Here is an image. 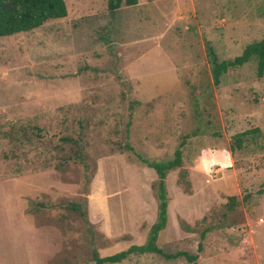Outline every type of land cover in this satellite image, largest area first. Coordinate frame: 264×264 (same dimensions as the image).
I'll return each mask as SVG.
<instances>
[{
	"label": "rangeland",
	"instance_id": "rangeland-1",
	"mask_svg": "<svg viewBox=\"0 0 264 264\" xmlns=\"http://www.w3.org/2000/svg\"><path fill=\"white\" fill-rule=\"evenodd\" d=\"M63 1L64 17L0 36V264H93L143 243L158 178L139 157L175 149L155 244L194 260L103 264H264V71L250 58L213 85L207 54L264 37V0Z\"/></svg>",
	"mask_w": 264,
	"mask_h": 264
},
{
	"label": "trees",
	"instance_id": "trees-1",
	"mask_svg": "<svg viewBox=\"0 0 264 264\" xmlns=\"http://www.w3.org/2000/svg\"><path fill=\"white\" fill-rule=\"evenodd\" d=\"M137 0H106V9L113 13L121 6L134 5ZM66 15V7L63 0H0V36L11 35L38 27L48 19L62 18ZM207 54L210 60V73L212 84L216 85L219 76L228 68L240 66L247 62L250 58L256 61V74L260 76L264 71V37L259 40L248 43L244 46L240 54L231 59L217 60L214 52L207 47ZM256 131L245 130L237 133L234 138L237 145L242 136ZM140 160L153 169L156 174L157 181V210L155 221L151 224L145 241L141 244H132L127 248L99 257L93 254V264H103L105 262H118L130 253L145 254L159 253L165 257L184 256L188 261H193L195 256L188 255L184 252H176L173 255L163 253L155 244L157 234L165 227L166 222V194L162 178L165 172L180 163V150L175 149L173 157L166 161H148L139 157ZM71 207L75 210L76 205Z\"/></svg>",
	"mask_w": 264,
	"mask_h": 264
},
{
	"label": "crops",
	"instance_id": "crops-1",
	"mask_svg": "<svg viewBox=\"0 0 264 264\" xmlns=\"http://www.w3.org/2000/svg\"><path fill=\"white\" fill-rule=\"evenodd\" d=\"M34 176H35V175H34ZM49 187H51L52 189H55V191H56V190H60V189H56V187L54 188L53 186H49ZM58 187H59V186H57V188H58ZM39 188H40V189H39ZM39 188H38V189H39L38 192H41V193H42V192H43V188H48V187H41V186H40ZM32 218L34 219V220H33V224H34L33 227H35L36 221H35V218H34V217H32Z\"/></svg>",
	"mask_w": 264,
	"mask_h": 264
}]
</instances>
